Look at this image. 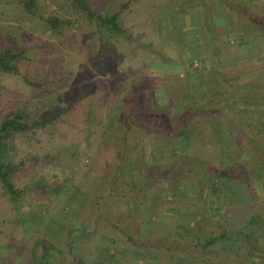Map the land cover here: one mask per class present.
Here are the masks:
<instances>
[{"label": "rangeland", "instance_id": "obj_1", "mask_svg": "<svg viewBox=\"0 0 264 264\" xmlns=\"http://www.w3.org/2000/svg\"><path fill=\"white\" fill-rule=\"evenodd\" d=\"M90 2L104 14L121 10L127 2L121 23L128 33H99L68 0H38V16L22 12L16 0H0V50L25 52L24 74L42 85L34 89L9 77L6 86L0 84V108L25 111L32 119L45 114L61 117L55 126L15 140L10 156L17 164L25 163L16 178L24 195L17 215L9 213L0 192V264H196L175 250L169 258L140 254L122 237L109 251L111 240L103 233L94 237L89 253L99 248L106 258L87 260L83 236L92 228L99 197L104 198L99 201L101 213L111 221L123 225L132 216L152 221L151 229L134 222V236L145 238L138 236V226L145 234L153 230L154 235L142 241L152 238L150 242L160 246L175 243L156 232L164 231L162 227L175 230L179 216L186 240L193 237L190 231L221 236L254 221V244L243 235H227L231 239L210 250L191 251L219 264H264V173L255 169L264 165V145L242 150L235 142L238 131H243L239 138L246 131L257 136L264 131V33L255 35L241 13L264 20V0H226L223 6L214 0ZM52 17L62 21L60 32L46 24ZM256 25L264 32V23ZM253 39L261 45L258 58L240 56L237 50H247ZM229 45L232 57L227 60ZM223 91L235 98L240 95L242 101L236 100L232 110L224 105L213 113L207 97ZM195 94L205 95L201 102L208 110L207 125L199 126L200 132L209 138L214 134L217 141L208 145L199 135L196 147L179 155L174 139L170 144L152 130L155 123L169 130L178 127L181 109L188 107V113L196 109L190 104ZM216 121L219 132L211 134ZM177 169L192 172L172 178ZM155 174L172 175L171 181L145 183ZM216 174L229 181H218L214 189L202 184ZM140 185H145L143 198L132 191ZM217 195L227 201L226 208L219 205ZM143 201H148L146 208L142 206L148 217L140 216L135 207ZM209 203L214 204L211 209ZM165 206L197 214L168 216ZM169 220L167 226L158 223Z\"/></svg>", "mask_w": 264, "mask_h": 264}, {"label": "trees", "instance_id": "obj_2", "mask_svg": "<svg viewBox=\"0 0 264 264\" xmlns=\"http://www.w3.org/2000/svg\"><path fill=\"white\" fill-rule=\"evenodd\" d=\"M18 6H20L22 9V12L29 14L31 16H36L38 14V12L40 11L39 8V3L38 0H16ZM70 3V7L72 10H74L77 14H80L87 22L88 24H96L97 28L99 29V33L100 31H104L106 33H108L109 35H116V36H120V35H126L128 33V31L126 29L123 28L122 23H121V18H122V14L125 10H128L129 5L126 2L125 4L122 5V9L119 11H114L111 13H107L104 14L102 12H97L96 11V7L94 4H92L90 2V0H68ZM217 1L218 3H220L223 6V3H226V0H214ZM200 2H202V0H200ZM230 4V3H229ZM217 5V4H216ZM231 5V4H230ZM219 6V5H217ZM229 6V5H228ZM220 7V6H219ZM228 12V10H227ZM229 13V12H228ZM241 13L246 17V21L245 23L247 24L246 26L248 27H252L253 26V31L256 34H263L264 32L261 31V28L259 26H257L256 24H260V23H264V20H259V18L255 17L253 14L248 13L247 11H241ZM38 16V15H37ZM200 16V13H199ZM256 20V21H255ZM250 21H252L253 23H251ZM46 24L50 27V29L54 32H60L59 28H61V23L62 21L59 18H48L46 19ZM255 22V24H254ZM63 24V23H62ZM255 27V28H254ZM263 28V26H262ZM192 30L189 29V33ZM164 35V33L162 34V36ZM243 35H241L242 37ZM251 36V35H250ZM264 36V35H263ZM242 40V39H241ZM256 39H253V43H250V47L247 48V50L245 51H240L237 50V53H240V56H246V54L248 56H256V58H258L257 56L260 54L258 48H261L258 44L257 41H255ZM255 41V42H254ZM199 45V43H197ZM240 47V45H237L235 48ZM189 48V45H188ZM233 48L232 45H229L225 48L226 51V55L224 59L229 60L230 56L228 54L229 51H231ZM190 49V48H189ZM102 49L100 50V54L102 55ZM25 52H20V53H15L12 49L10 48H3L0 50V84L3 82V85L6 86V84L9 81V77H17L18 81L28 87H32L34 89H39L41 88V83L38 81H34L31 78H29L27 75L24 74L23 70H22V63L25 60L24 57ZM232 55V54H231ZM239 58H243V57H239ZM223 61L221 60L219 63H222ZM190 74V73H189ZM207 74V73H205ZM202 89V88H201ZM205 91H207V87H204ZM241 91V90H239ZM202 94V92H201ZM201 94H195L193 95V101L190 103L193 105L191 107H196V109L194 111H191V113H188V107H186L185 109H181V112L183 114V120L180 121L178 127H175L171 130L166 128H161L160 124L156 123L154 124L155 127L157 128H161V129H157L154 128L152 130L153 133L159 134L161 137H164V141H169L170 144H172V139H174L173 141L175 142V145L173 148H175L174 150L178 152V154H183V152L185 153L186 150H191L193 148L196 147V145L198 144V138L200 135V138L202 136L203 140H206V144H213L215 143V141H217V139L214 138V134L209 138L206 134V136H204L202 134V132H200V128L199 126H206V114L208 113V110H204L206 105H202L201 101H205V95H201ZM205 94V93H204ZM213 96L207 97L209 99L208 102H211L212 105H214V109L212 110L213 113L215 112V108L216 109H222V106L225 105L226 108H233L232 105L234 106L236 103L235 101H237V104L239 102L242 101V97H240V95H237L236 98L233 96V94H229L227 91H223V92H213L212 94ZM2 96L0 95V98ZM244 98V97H243ZM254 98H259V97H254ZM185 99H188V97L185 96ZM195 99H198L201 103V106L198 105V103H196L197 101ZM226 102V103H225ZM225 103V104H224ZM177 108V107H176ZM180 108V107H179ZM178 108V109H179ZM232 110V109H231ZM187 111V112H186ZM196 117H199L200 119H194ZM61 118L59 117L57 114H45L40 118L37 119H32L27 112L22 111V110H15V109H11L9 107L0 108V192L2 194V196H4L6 198V201L8 204H6L7 207H9V213H15V214H19V204L21 203V199L23 198L24 195V191L20 188L17 187L16 185V178H18L21 170L25 167V163L21 162L20 164H17L16 162L13 161L12 157L10 156L11 151L15 148V140L17 139L18 136H22V135H28L32 132H37L39 130H45L48 129L51 126H55L58 122V119ZM197 121V122H196ZM232 121V120H231ZM193 124V125H192ZM153 125V124H152ZM211 126H214L215 129L210 128L211 130V134L214 132H219V128H218V123L217 121L214 124H211ZM226 126L228 128H230V122L228 120H226ZM264 128V126H263ZM229 130V129H228ZM231 130V129H230ZM229 130V131H230ZM243 131H238V133H242ZM237 135H235V142L236 144L239 145L240 149H246L247 145H251V144H255V145H264V131L261 135V137L257 136L256 134L253 133H249L246 131L245 135L243 136L244 138V143H240V139L243 138H239ZM263 135V136H262ZM208 140V142H207ZM261 142V143H260ZM171 148V149H173ZM226 148V147H225ZM225 150V149H224ZM229 150L228 146L226 148V151ZM257 169V173L258 174H262L264 173V165ZM178 172L175 171V173L172 175H163L161 176L160 174H155L154 176H152L151 178H149L146 182H148L149 184H153L155 182H161L163 181L164 184L169 182V180L174 176H182L184 175L183 173L186 174H190L192 172V170H186V172L183 169H177ZM203 175V174H202ZM198 176H200V174H198ZM116 176H114L115 178ZM227 177L220 175V174H216L214 176L208 177L207 180L202 181L203 185H207L209 184L210 186H212V189H214L217 186V182L221 181L222 179H226ZM229 181V179H226ZM171 181V180H170ZM114 183V179L110 178V184L111 187ZM235 184V182H234ZM214 186V187H213ZM144 187L145 185L138 187L137 189H134L132 191H134V193H136V195H138V197L143 198L145 196V191H144ZM112 189H114V186L112 187ZM219 191L223 192L224 190L219 189ZM163 196L166 197V194H162ZM119 197H121V195H118ZM116 198V196H114ZM213 201L215 200L214 195H210L209 196ZM100 198L104 199L103 197H99L97 198V201L95 202V208H96V215H95V219L93 221V225L92 228L90 229V231L87 233V235L83 236L84 241L87 243L86 245V252L85 254L87 255L86 257L88 258L87 260L92 261V263L94 262L95 258L98 256H101L100 253L103 250H100L99 248H96V251L94 249V253L90 254L89 253V249H90V245L92 240L94 239V237L96 238V236L98 234H105L108 236V239L111 240L110 244H109V251L110 247H112L113 245L116 244V239L119 237L122 238H126L125 243H127L131 248L133 249H137L138 253L142 254H150V256H161L163 257H168L169 258V254L171 252H173L175 250L176 253H180V255H186L188 256V258L190 259V257H192L191 259L193 261L196 260V264H219L216 263L214 260H209V259H205L203 257L194 255L195 253H197L200 250H210L212 247H214L216 244H220L221 245V241H227L229 239H231L228 236H231L233 238H235L237 235H243L248 242L251 241L252 244L256 243L257 239L254 235V232L256 234L255 231V222L254 221H248V223H244V225H241V227H239L237 232H233V231H223L221 236H217L214 235L213 233L211 234H204V233H200V232H196L190 231V235H192L193 237H191V239H184L183 236L181 235V233H185L186 231H182L180 229V225L182 223H180V216H179V221L176 224V229L175 230H169L168 227H162L161 229L164 231H157L156 233H158L159 235H161L160 233H164V235H168L167 238L175 239V243H164L163 246H160L158 244H155L154 242H150L149 239L148 242L142 241V240H146L150 237H152L154 235L153 230H149L150 232H143L141 227L138 229L139 231L137 232L138 236L139 234H141L140 236L145 237L144 239L140 240L139 237H136V235L134 236V231L135 228L133 226V223L136 221L138 222V225L141 224L139 216H132L129 220H127L126 222L123 221V225L119 223V221H111L108 218H106L104 215H102L101 211V203ZM111 198V197H110ZM113 198V197H112ZM111 198V199H112ZM114 198V199H115ZM136 198L135 197H131V198H124V200L130 199V200H134ZM217 201L219 203V205L221 207H227L229 204L227 203V201L223 200L221 197V195H217ZM120 199H123V197H121ZM151 198V202H152ZM209 200V199H207ZM148 202V201H147ZM147 202L143 201L140 205H136L135 207H137V209L139 208V210H141V214L140 216L144 217V212H142V206L144 208H146L147 206ZM226 202V203H225ZM152 204V203H151ZM151 204L149 205L151 207ZM155 203L152 204V206ZM159 204V202H158ZM4 205V204H3ZM160 205V204H159ZM214 204L209 203L208 206H211L210 209L212 208ZM158 207V205H156ZM233 206V205H232ZM225 207V208H226ZM164 211L165 214H167L168 216H170L171 213H174L176 215H180V214H188V215H192L195 216L197 213L196 212H191V211H182L179 209H172V208H167L166 206L164 207ZM224 208V209H225ZM240 208V207H239ZM136 209V210H137ZM148 209V208H147ZM237 209V208H236ZM134 209V211H136ZM206 213H209L208 211H206ZM209 215V214H208ZM147 217L149 215H146ZM204 220L201 221V224ZM3 222V221H2ZM1 222V223H2ZM166 222H170L169 221H164V223L162 222H158L159 224H165L166 226L169 225V223ZM145 223L146 222H142L143 226L145 227ZM174 224V223H173ZM159 226V225H158ZM146 227H148L149 229L152 228V221H147L146 223ZM245 227V228H243ZM1 229V228H0ZM137 229V230H138ZM167 229V231H166ZM136 230V231H137ZM0 234H3V232L0 230ZM106 232V233H105ZM257 236V234H256ZM40 239V238H38ZM140 240V241H138ZM187 241L188 245H185V242ZM1 242V240H0ZM250 243V242H249ZM75 246V245H73ZM97 247V245H96ZM191 248H195L198 249L197 252H193L191 251ZM2 247H1V243H0V251H1ZM71 250H73L70 247ZM194 249V250H195ZM227 250V249H226ZM191 251V252H190ZM90 254V255H89ZM155 254H159V255H155ZM230 254V253H229ZM103 255V253H102ZM101 261H104L103 259L106 258V255L101 256ZM171 259V258H170ZM183 259V258H182ZM185 259V258H184ZM247 259V258H245ZM50 263V262H49ZM97 264V263H94ZM257 264H263V261H259Z\"/></svg>", "mask_w": 264, "mask_h": 264}]
</instances>
